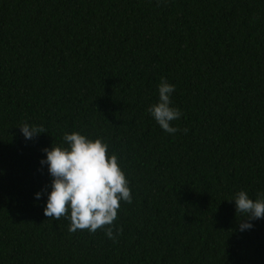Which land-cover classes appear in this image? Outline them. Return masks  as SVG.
Wrapping results in <instances>:
<instances>
[{
    "label": "trees",
    "instance_id": "obj_1",
    "mask_svg": "<svg viewBox=\"0 0 264 264\" xmlns=\"http://www.w3.org/2000/svg\"><path fill=\"white\" fill-rule=\"evenodd\" d=\"M162 78L175 134L146 111ZM72 132L129 182L115 242L34 200L43 150ZM241 190L264 199V0H0V264H264Z\"/></svg>",
    "mask_w": 264,
    "mask_h": 264
},
{
    "label": "clouds",
    "instance_id": "obj_2",
    "mask_svg": "<svg viewBox=\"0 0 264 264\" xmlns=\"http://www.w3.org/2000/svg\"><path fill=\"white\" fill-rule=\"evenodd\" d=\"M174 92L175 85L162 78L157 85V102L146 109L168 134L180 131L171 123L182 116L181 110L173 105ZM18 128L25 140L44 133L42 128L28 123ZM63 141L66 146L51 145L43 150L39 164L46 166L50 183L34 193V200L46 195L43 215L56 220L66 217L70 220V232L87 229L94 233L102 228L105 236L115 242L122 231L116 227L113 232L120 202L131 203L132 199L117 155L109 154V146L102 139H91L79 132L65 133ZM230 201L234 202L236 212L246 218V222L239 224L240 231L251 230V221L264 218V199H252L241 190Z\"/></svg>",
    "mask_w": 264,
    "mask_h": 264
}]
</instances>
